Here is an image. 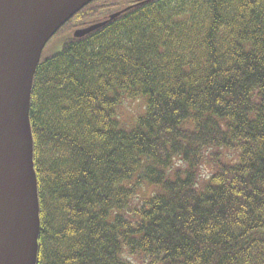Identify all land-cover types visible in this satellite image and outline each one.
I'll use <instances>...</instances> for the list:
<instances>
[{
  "label": "trees",
  "instance_id": "trees-1",
  "mask_svg": "<svg viewBox=\"0 0 264 264\" xmlns=\"http://www.w3.org/2000/svg\"><path fill=\"white\" fill-rule=\"evenodd\" d=\"M30 118L37 264H264V0H94Z\"/></svg>",
  "mask_w": 264,
  "mask_h": 264
},
{
  "label": "water",
  "instance_id": "water-1",
  "mask_svg": "<svg viewBox=\"0 0 264 264\" xmlns=\"http://www.w3.org/2000/svg\"><path fill=\"white\" fill-rule=\"evenodd\" d=\"M93 1L0 0V264L38 263L41 208L30 118L34 79L50 40ZM107 21L79 28L74 36Z\"/></svg>",
  "mask_w": 264,
  "mask_h": 264
},
{
  "label": "rangeland",
  "instance_id": "rangeland-1",
  "mask_svg": "<svg viewBox=\"0 0 264 264\" xmlns=\"http://www.w3.org/2000/svg\"><path fill=\"white\" fill-rule=\"evenodd\" d=\"M52 41V39L50 40ZM144 99L139 98L136 100H130L127 98L123 99L122 104L119 106L118 113L120 118L123 120V123L131 121L136 115L141 113L144 110ZM208 168L204 167L202 172V179L206 178L208 175Z\"/></svg>",
  "mask_w": 264,
  "mask_h": 264
}]
</instances>
